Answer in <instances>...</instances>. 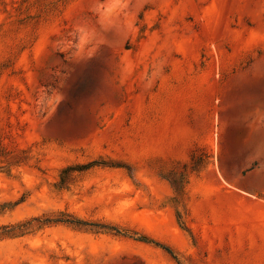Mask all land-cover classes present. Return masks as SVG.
<instances>
[{
    "label": "rangeland",
    "instance_id": "374dc122",
    "mask_svg": "<svg viewBox=\"0 0 264 264\" xmlns=\"http://www.w3.org/2000/svg\"><path fill=\"white\" fill-rule=\"evenodd\" d=\"M0 264H264V0H0Z\"/></svg>",
    "mask_w": 264,
    "mask_h": 264
},
{
    "label": "trees",
    "instance_id": "16d2710c",
    "mask_svg": "<svg viewBox=\"0 0 264 264\" xmlns=\"http://www.w3.org/2000/svg\"><path fill=\"white\" fill-rule=\"evenodd\" d=\"M46 222H66V223L77 224V225H88V224L92 225L93 224V226H99V228H102L104 230L114 231L117 234H120L122 232L118 227L113 226V225L100 224V223H89L85 220L78 219V218H62V217H59V218H55V219H47ZM157 244L162 246L166 250H168L176 258L173 250L169 246L162 245L161 243H157Z\"/></svg>",
    "mask_w": 264,
    "mask_h": 264
}]
</instances>
